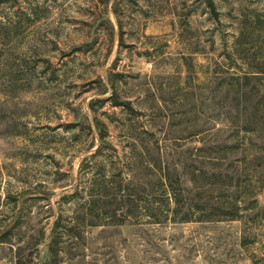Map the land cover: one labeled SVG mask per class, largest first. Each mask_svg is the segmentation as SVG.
I'll use <instances>...</instances> for the list:
<instances>
[{
	"label": "rangeland",
	"instance_id": "1",
	"mask_svg": "<svg viewBox=\"0 0 264 264\" xmlns=\"http://www.w3.org/2000/svg\"><path fill=\"white\" fill-rule=\"evenodd\" d=\"M263 26L264 0H0V264H264L241 220L76 218L92 179L244 128Z\"/></svg>",
	"mask_w": 264,
	"mask_h": 264
},
{
	"label": "trees",
	"instance_id": "2",
	"mask_svg": "<svg viewBox=\"0 0 264 264\" xmlns=\"http://www.w3.org/2000/svg\"><path fill=\"white\" fill-rule=\"evenodd\" d=\"M260 33L264 38V26ZM246 65L249 71L233 78L236 84L232 86L245 103L244 128L220 143L187 147V156L180 165L163 161L161 147L156 145L157 159L133 163L123 176L118 171L108 179H92L87 198L80 206L81 214L76 218L86 219L91 226L241 220L245 225L263 229L264 203L259 202L258 196L264 195V149L236 134L243 130L245 134L260 136V128L264 130V106L260 104L264 95L251 104L253 95L264 90V64ZM142 150L150 154L153 149L143 145ZM59 220L57 216L55 222ZM249 233L257 239V232L249 231L242 244ZM57 234L53 232V241ZM261 239L264 241V233ZM50 249L53 250V243Z\"/></svg>",
	"mask_w": 264,
	"mask_h": 264
}]
</instances>
